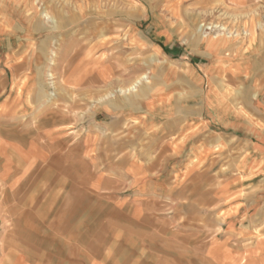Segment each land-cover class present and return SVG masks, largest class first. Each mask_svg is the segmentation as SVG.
I'll list each match as a JSON object with an SVG mask.
<instances>
[{"label":"crops","instance_id":"obj_1","mask_svg":"<svg viewBox=\"0 0 264 264\" xmlns=\"http://www.w3.org/2000/svg\"><path fill=\"white\" fill-rule=\"evenodd\" d=\"M258 1L0 0V172L75 150L90 195L153 219L174 204L203 262L264 264V25L197 28Z\"/></svg>","mask_w":264,"mask_h":264},{"label":"rangeland","instance_id":"obj_2","mask_svg":"<svg viewBox=\"0 0 264 264\" xmlns=\"http://www.w3.org/2000/svg\"><path fill=\"white\" fill-rule=\"evenodd\" d=\"M233 13L208 11L198 21L200 34L242 41L249 34L248 14L264 25L263 1L241 18ZM59 153L33 170L0 172V264L14 257L40 264H207L194 237H187L185 247L179 229L194 220L184 219L174 204L167 211L173 217L153 219L100 200L85 189L88 172L78 152Z\"/></svg>","mask_w":264,"mask_h":264},{"label":"bare ground","instance_id":"obj_3","mask_svg":"<svg viewBox=\"0 0 264 264\" xmlns=\"http://www.w3.org/2000/svg\"><path fill=\"white\" fill-rule=\"evenodd\" d=\"M22 263H23V261H22Z\"/></svg>","mask_w":264,"mask_h":264}]
</instances>
